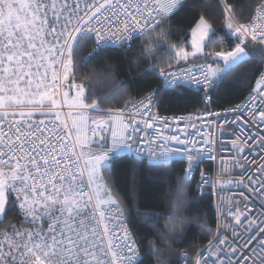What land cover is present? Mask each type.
<instances>
[{"label": "snow or ice", "instance_id": "obj_1", "mask_svg": "<svg viewBox=\"0 0 264 264\" xmlns=\"http://www.w3.org/2000/svg\"><path fill=\"white\" fill-rule=\"evenodd\" d=\"M220 6L224 36L234 37L235 46L214 50L224 36L201 15L191 29L188 51L183 39L168 43L164 30V22L184 7V0H0V264H144L145 244L154 264H264V134L257 138L249 132L242 138V123L264 133V72L254 78L244 103L224 113L161 117L152 112L162 91L185 85H198L203 100H210V89L253 58L244 45L264 46V0L250 4L247 12L228 0H220ZM137 39L143 40L138 59L156 61L142 77L155 76L160 84L140 99H127L121 109L104 110L105 116L94 94L86 95L84 84L76 82V70L108 47L133 49ZM85 40L94 46L82 58L79 49ZM202 56L212 59L195 65L199 74L193 67L172 70L173 64ZM64 107L75 114L65 116ZM245 110L242 123L239 115L230 120L226 116ZM205 114L225 116L218 128L223 132L225 125H235V139L221 140L217 148L211 135L181 132L180 121ZM89 124L96 127L89 129ZM145 142L146 149L138 146ZM145 150L153 166L167 167L177 158L185 166L164 226L134 233L129 225L137 221L129 219L105 173L111 172L114 155L134 152L139 160ZM221 151L232 152L230 161L221 159L214 178L200 171L191 189L201 200L209 189L217 197L216 227L200 224L207 244L193 241L179 248L189 223L182 214L187 187L203 160H214L211 154ZM257 157L250 174L248 165L257 164ZM225 191L243 201L225 196ZM136 215L143 218L139 223L145 229L160 217L151 210ZM10 216L18 219L19 227Z\"/></svg>", "mask_w": 264, "mask_h": 264}, {"label": "trees", "instance_id": "obj_2", "mask_svg": "<svg viewBox=\"0 0 264 264\" xmlns=\"http://www.w3.org/2000/svg\"><path fill=\"white\" fill-rule=\"evenodd\" d=\"M228 2L237 9H244L247 12L250 11L248 6L258 0H228ZM201 15L213 25L218 36H224L227 29L224 28L220 0H185L184 7L170 20L164 22V30L169 33L168 43L183 39L184 47L190 51L188 45L190 31ZM223 41H227L228 45L233 43L232 37L224 36ZM142 44L143 40L137 39L131 50L108 47L90 58L88 62H81L77 68L76 82L84 84L86 95L94 94L100 110L122 107L127 99L138 98L160 84V80L155 76L142 77L144 71L156 62L152 59L146 61L138 59ZM91 46L92 41H82L79 56L81 57ZM244 46L253 58L235 68L223 81L218 82L211 92V106L221 108L241 101L254 86V78H257L261 69L263 54L249 43ZM213 47L214 50L219 51L223 45ZM200 58L195 60L190 58L187 63L181 62L180 66L173 64V67L212 59L203 56ZM109 75L113 78L109 79ZM117 85L118 91L115 90ZM201 107L200 94L185 88L162 91L157 98L158 111L163 113L191 112ZM110 166L111 172L105 173V176L110 177L111 186L123 201L129 219L137 221L136 224L129 225L133 232L150 233L153 225L163 227L171 201L176 194L178 178L182 175V162L175 161L167 167H156L131 156L119 154L111 158ZM192 188L193 182L187 187L188 202L182 210L183 216L189 221L186 225L187 238L183 244L178 245L179 248L188 247L193 241L198 245L206 244L208 236L200 233L199 225L203 223L213 229L215 226L211 193L208 191L201 200L198 194L193 197ZM146 210L159 213L160 217L153 219L145 229L139 223L143 218L136 213ZM9 219L19 227L17 218L10 216ZM151 238L149 235V239ZM141 256L144 257V264H154L155 257L149 256L147 244L143 246Z\"/></svg>", "mask_w": 264, "mask_h": 264}, {"label": "built area", "instance_id": "obj_3", "mask_svg": "<svg viewBox=\"0 0 264 264\" xmlns=\"http://www.w3.org/2000/svg\"><path fill=\"white\" fill-rule=\"evenodd\" d=\"M185 1V0H184ZM233 39V43L231 45H228L227 44V41H223V47L222 48H227V49H231L232 47L235 46V43L237 42L235 40L234 37H232ZM249 44H251L252 46L256 47L257 49H261L262 47L264 46H257V45H254L252 44L251 42H249ZM93 46H94V42H92V46L89 50H87L81 57H87L88 54L90 52H92L93 50ZM118 47V46H116ZM261 51V50H260ZM262 54H263V58H262V65H261V69L259 71V74L260 72H264V51H261ZM201 63H191V64H188V65H184L182 67H193L195 68V72L196 74H199L200 72V69L199 68H196L195 65H199ZM172 70H175V71H180L181 70V67H173ZM259 74L257 75V78L259 76ZM181 88H185V89H189L191 91H194L198 94H200V98H201V103H202V107L198 110H195V111H191V112H176V113H163V112H160L158 111V108H157V100H156V104H155V107L152 109V112L154 114H157L161 117H188L189 115H193L195 113H206V112H220V113H224L225 112V109H229V108H233L235 107L236 105H239V104H243L244 101L246 100V98L248 97V95L242 99L241 101H238V102H235L233 104H230V105H227L225 107H221V108H215L213 106H211V99L208 100V101H204L203 100V97H204V92L201 91L199 89V86L198 85H195V84H192V85H185L184 87H181ZM213 89V88H212ZM212 89L209 90V95L211 96V92H212ZM171 90V89H169ZM149 92V91H148ZM147 93H145L144 95H146ZM142 95V96H144ZM142 96L138 97V98H135V99H140ZM124 105L122 107H112L113 109H121L123 108ZM61 111L65 114V116H67V114L72 111L73 114H75V110L73 109H69L68 107H64L63 109H61ZM92 117H95L97 115V113L95 112H92V110H87ZM101 114L107 116L108 113L104 110H101ZM113 114H116V113H113ZM236 115H239L241 117V123L247 119V111H243V112H240V113H235V112H228L226 113V116L227 118L230 120L232 117L236 116ZM37 119L41 118L39 116L36 117ZM224 119H225V116H221V117H216V116H212V115H203L201 116L199 119H196L195 117L191 120V121H180V130L181 132H189V133H193V132H197V131H200L204 134V136H209L211 135L213 137V139L216 140V147L219 148L220 147V141L221 140H229V139H235V136H233L231 133H232V129L235 127V125H225V129L226 131H221L219 128H218V125L222 124L224 122ZM170 124H173V127H174V122L172 121H169ZM186 123H189V124H193L195 125L196 127L195 128H185L184 125ZM69 124H71V120L69 119ZM96 126L93 125V124H89V129H93L95 128ZM242 127H244L245 129V132L242 134V138L243 136H246L249 132H254L257 134V138L260 134H264V133H260L256 128H255V125H250V124H243L242 123ZM97 131H101L100 129H97ZM105 132V134L107 135V129H104L103 130ZM168 130L166 129L165 132H167ZM148 132L151 134L152 133V130L149 129ZM91 133L89 132V135ZM181 138H184L183 135H181ZM199 138V137H197ZM93 140H96L98 141L99 140V137H94ZM251 143V141H250ZM139 147H141L142 149H146V142L144 144H141V145H138ZM174 147H179V148H183V145H172ZM98 147V145H95L94 144V148ZM228 149H231V145L230 143L227 144L226 146ZM120 154H125V155H128V156H131L132 158L136 159V155L134 152H128V151H124ZM245 154L248 155L249 157V160H252L253 159V155H252V152L248 149H246L245 151ZM211 155L213 156H216L217 158L214 159V160H209V159H204L203 162L200 164L199 166V170L195 173V176H194V181H193V188L196 187V183L199 181V178H200V171H204L205 173H207L209 175V177H212L214 178L216 176V173L217 171L219 170V167H220V163H221V159H223L224 161H230L231 157H232V152L231 151H221L219 152L218 154L216 152H213ZM257 164H251V165H248L249 167V173L251 174L252 172H254V170L256 169L258 163H259V158L257 157ZM137 160V159H136ZM139 161H145L147 164L149 165H152L150 163V157L148 155V152L147 150L143 151L142 154H141V157L139 159ZM175 161H178V162H181L180 159H173L170 161L169 165ZM243 163H245L247 165V162H244L242 161ZM183 164V163H182ZM185 165L183 164V167ZM236 171H240L239 169H237ZM210 193H211V189L208 190ZM240 191H244L246 195H249V196H252L253 194L252 193H248L247 192V189H241V188H233V192H236V193H239ZM198 195H200L199 193H197ZM225 196H230L232 197V199H237V200H241L243 201V197L242 196H239V195H235L233 196L232 193L230 192H227L225 191L224 193ZM213 204H214V212H215V226L214 228L216 227V218H217V212H216V207H215V204H216V201H217V197L216 196H213ZM257 207H260V204L257 203ZM243 210V209H241ZM230 219V218H229ZM229 235H231V233H229ZM207 244V243H206Z\"/></svg>", "mask_w": 264, "mask_h": 264}, {"label": "rangeland", "instance_id": "obj_4", "mask_svg": "<svg viewBox=\"0 0 264 264\" xmlns=\"http://www.w3.org/2000/svg\"><path fill=\"white\" fill-rule=\"evenodd\" d=\"M188 45H189V47H190V51L192 50L191 49V31H190V36H189V40H188ZM222 48V47H221ZM221 50V49H220ZM201 59V58H200ZM205 61L203 60V61H200V62H198V63H204ZM70 91V95H74L75 94V92H74V90H69Z\"/></svg>", "mask_w": 264, "mask_h": 264}, {"label": "water", "instance_id": "obj_5", "mask_svg": "<svg viewBox=\"0 0 264 264\" xmlns=\"http://www.w3.org/2000/svg\"><path fill=\"white\" fill-rule=\"evenodd\" d=\"M216 59H219V58H216ZM221 63H222V61H221Z\"/></svg>", "mask_w": 264, "mask_h": 264}]
</instances>
